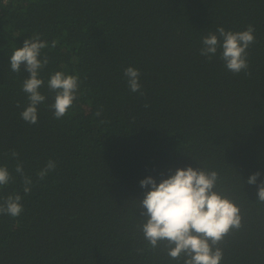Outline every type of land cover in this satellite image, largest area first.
I'll return each instance as SVG.
<instances>
[{"label":"trees","instance_id":"1","mask_svg":"<svg viewBox=\"0 0 264 264\" xmlns=\"http://www.w3.org/2000/svg\"><path fill=\"white\" fill-rule=\"evenodd\" d=\"M248 25L250 75L229 71L222 49L200 55L209 32ZM33 36L49 62L29 124V73L9 60ZM127 67L139 70L140 92L129 90ZM57 71L79 78L60 119L47 87ZM49 160L56 168L41 180ZM17 163L32 180L27 194ZM0 166L11 175L0 202L19 194L23 207L0 215V264H183L144 239L138 201L140 181L189 166L216 171V190L240 209L220 264H264V202L247 183L257 172L264 182V0H0Z\"/></svg>","mask_w":264,"mask_h":264},{"label":"clouds","instance_id":"2","mask_svg":"<svg viewBox=\"0 0 264 264\" xmlns=\"http://www.w3.org/2000/svg\"><path fill=\"white\" fill-rule=\"evenodd\" d=\"M254 31L252 25L240 32L218 27L215 33L209 32L202 37L200 55L211 59L218 49H222L220 58L229 71L234 74L243 71L250 75L247 71V49L255 42ZM55 46L56 42L52 41V47ZM47 47V42L33 36L25 39L23 46L16 48L9 60L13 72H20L23 66L29 73L22 85L28 103L21 112V118L29 124L37 123L38 105L46 100L40 92L45 82L39 73L49 62L46 55L41 59V50ZM124 76L129 90L140 92L139 70L127 67ZM47 87L55 93L54 102L49 108L54 118L60 119L77 98L79 78L57 71L48 79ZM17 107L20 105L17 104ZM11 157L18 159L19 154L12 151ZM55 168L56 163L49 160L37 173L38 178L43 180ZM15 171L22 177L23 192L29 193L32 180L24 175L23 164L17 163ZM260 175L259 172L251 175L247 183L256 185L258 200L264 202V182L257 184ZM163 177L162 173L159 183L151 176L140 181V187L145 189L143 199L138 201L144 221L140 225L144 239L153 249L163 243L167 255L172 259L183 258V264H220L223 251L219 244L233 229L241 227V215L239 207L216 190L218 173L189 166L186 169L177 168L167 178ZM10 180L8 168L0 166V187L7 186ZM21 200L19 194L7 196L0 202V215L18 217L23 211Z\"/></svg>","mask_w":264,"mask_h":264}]
</instances>
